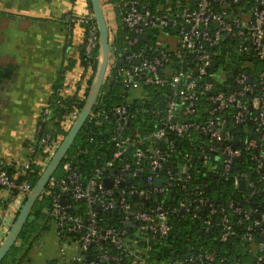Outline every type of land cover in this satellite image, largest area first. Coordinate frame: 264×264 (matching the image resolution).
I'll return each mask as SVG.
<instances>
[{
  "label": "built area",
  "instance_id": "built-area-1",
  "mask_svg": "<svg viewBox=\"0 0 264 264\" xmlns=\"http://www.w3.org/2000/svg\"><path fill=\"white\" fill-rule=\"evenodd\" d=\"M177 4L152 9L142 0L118 2L132 35L122 49H112L105 85L114 78L125 89L152 86L163 99L162 107L157 102L151 106L150 112L159 119L146 133L133 124L137 114L130 104H119L110 113L92 110L86 123L100 124L102 116L114 119L112 159L94 168L88 178L78 171L74 156L63 160V174L54 175L45 192L50 200L48 220L66 264H152L151 242L163 243L169 236L173 213L198 220L220 242L238 236L243 253L224 255L220 263L264 264V70L253 65L264 61V0ZM67 19L71 28L78 26L83 34L85 66H80L71 87L85 97L94 73L99 28L92 11ZM143 33L148 34L147 41L140 39ZM64 92L65 87L58 89L61 98L69 97ZM80 112L76 107L64 116L67 129ZM49 113L50 108L38 132ZM184 138L198 142L197 153L183 154V163L173 170L167 164ZM37 142L46 153L56 151L49 132ZM28 149L29 161L14 173L8 171L11 164L0 161V187L18 203L17 211L33 188L25 176L36 159L34 145ZM245 157L246 169L235 172V162ZM50 159L45 158L44 167ZM199 161L216 177L230 179L237 193L225 202L207 195L204 185L189 191V170L200 167ZM157 178L162 185H156ZM241 178L246 186L243 191L239 190ZM176 187L185 196L177 202L174 196L170 204ZM4 204L0 201V227ZM216 260V249L202 245L192 246L182 260L160 264H212Z\"/></svg>",
  "mask_w": 264,
  "mask_h": 264
},
{
  "label": "crops",
  "instance_id": "crops-1",
  "mask_svg": "<svg viewBox=\"0 0 264 264\" xmlns=\"http://www.w3.org/2000/svg\"><path fill=\"white\" fill-rule=\"evenodd\" d=\"M101 1L103 9L113 5L109 0ZM87 11H91L88 0H0V161L17 171L31 157L28 148L38 140L40 120L51 107L52 95L58 92L62 72L64 95L76 93L71 81L81 72L77 59L83 34L80 27L71 28L67 18ZM0 201L6 206L1 244L18 212V203L2 187ZM44 236L42 233L32 243L40 246ZM57 242L53 241V246Z\"/></svg>",
  "mask_w": 264,
  "mask_h": 264
},
{
  "label": "trees",
  "instance_id": "trees-1",
  "mask_svg": "<svg viewBox=\"0 0 264 264\" xmlns=\"http://www.w3.org/2000/svg\"><path fill=\"white\" fill-rule=\"evenodd\" d=\"M109 1L114 4H118L119 2V0ZM142 1L144 3H147V5L152 9L160 5L168 4L172 5L173 7L178 6L177 0ZM88 4L90 10L93 12L90 0H88ZM181 4L184 5L185 3L181 2ZM191 5H194V3ZM119 28L120 29L117 34V42L115 48L122 49L125 46V40L128 36H131L132 34L125 27L124 24L122 28ZM98 51L99 46L97 51H95L94 73L96 71L97 66ZM217 62L218 64H221L220 60H218ZM79 65L85 66L82 54L80 57ZM255 69L264 70V61H262V67L255 65ZM62 73L57 81V88H60V86H62ZM94 73L89 79L90 85L92 83ZM110 83L111 80L107 85L104 86V89L102 90L103 93L100 94L98 102L93 108V112H96L98 109H103L110 113L109 111L119 104H130L131 110L135 111L137 114L135 119L133 120V124L135 126H138L143 133L152 131L155 128L158 119L155 117L154 114L150 112L151 106L155 102H157L158 107H162L161 101L163 99L159 97L158 91L152 86H145L142 87L140 90L125 89L117 80L113 81L111 86ZM89 88L85 94V97L80 96L78 93H75L74 95H71L67 98H61L58 92L52 95V98L50 100V113L47 115L48 121L43 123V129L38 133V139L45 132L51 133L53 141H56L60 135L66 136L69 129H67L65 126L64 116L76 107L82 109ZM139 92L141 93V95H147L148 98L146 100H143V98L138 96ZM40 124H42L41 120ZM113 126L114 119L112 117H110V119H105L104 116L101 117L100 124H96L95 122L86 123L80 131L78 137L76 138L73 146L67 153L64 160H69L71 157L74 156L73 163L75 164V166H77L78 171L82 174L84 178L90 177L94 168L102 167L107 161L112 159V154L114 151V144L111 140ZM37 141L34 144V157H37L38 152L41 153V155H43L44 157L47 156L46 152L43 150L44 148L42 147L41 143ZM190 141L192 142V144L190 143ZM197 144L198 142L194 138L179 139L176 152L171 155L170 162L167 165H170L173 170H176L177 167L183 163V154L197 153ZM245 159L246 157L243 159V162L242 159L237 160L235 162V172L244 171V169H246V164H244ZM198 163L200 167H197V165H195L189 170V173L192 176V179L188 182L189 191H192L195 185H204V189L207 195H209L210 197H215L216 199L225 202L228 201L234 193H237V190H234L233 183L228 178H223L221 176L216 177L214 173H212L211 171H207V168L204 169V166L200 161ZM44 169L45 167H43L42 164H37L33 162L31 170L25 177L28 178L31 181V184L34 186ZM8 171L10 173H14L15 167L10 165L8 167ZM62 174L63 173H61V175ZM61 175H58L57 177H60ZM45 192L46 190L43 192L42 196H44V199L45 197L49 199ZM184 193L185 192L180 190V188H174V190L170 193L171 199L168 200V203L174 204L175 201L173 197H177V202V199H180L181 197L185 196ZM40 199H38V201L34 205L30 217L25 223L24 228L19 236L18 240H20L21 242L20 246H23L26 243L34 242V239L37 237L38 233H34V230L36 226H38L35 223V220L39 219L41 213L40 208L37 207V203L40 201ZM171 224L172 230L163 243H160L159 240H152L151 249L149 251L150 263L160 264L163 261L173 262L177 259L182 260L184 259L186 253L190 251V248L192 246H194V248H197L204 245L206 247L216 249L217 260L212 264H222L220 263V259L224 255H227L228 257H233L239 255V253H243L241 247H239L238 236L234 237L233 239H230L227 242H220L218 239H215L214 233H206L202 229V225L199 224L198 220L192 219L188 215L181 216L173 213L171 215ZM45 228H47V226L42 225V229ZM31 237H33V240H31ZM209 237H212V239L210 240ZM19 248L20 247L15 244L11 248V250L6 254L5 258L0 262V264H21L22 260H19L18 258ZM227 262L228 261L226 260L225 264H227ZM178 264L196 263L183 261Z\"/></svg>",
  "mask_w": 264,
  "mask_h": 264
},
{
  "label": "water",
  "instance_id": "water-1",
  "mask_svg": "<svg viewBox=\"0 0 264 264\" xmlns=\"http://www.w3.org/2000/svg\"><path fill=\"white\" fill-rule=\"evenodd\" d=\"M93 8V13L99 28L100 42H99V51L97 58V66L96 71L94 73V77L92 83L90 85L87 97L85 99V103L81 109V112L70 128L61 144L49 160L42 174L38 178L37 182L34 184L31 192L28 194L24 203L18 211L17 216L15 217L12 226L9 229L6 237L3 242L0 244V262L5 258L6 254L11 250V248L16 244L19 236L24 228L25 223L27 222L30 214L33 210L34 205L40 199L43 192L46 190L49 181L55 175L57 169L60 167L67 153L73 146L76 138L78 137L80 131L86 124L88 117L90 116L98 98L104 89L106 84V77L108 71V63L111 56L112 51V40L110 29L107 23V19L105 17V12L103 9V4L101 0H90ZM140 39L142 41L148 40V34L143 33L140 35ZM117 38L113 39V43H116ZM139 62V60L137 61ZM233 77V74L230 75ZM114 78L111 79V84L113 83ZM109 86V89H110ZM159 119V117H157ZM176 119H174L175 121ZM134 134L135 130H131ZM230 180V179H229ZM156 185H162V180L157 178L155 180ZM245 181L244 179H240L239 190H245ZM255 204V203H254ZM183 212V209L181 210ZM116 213V212H115ZM126 226H131V222H126ZM147 244V243H146ZM145 244V245H146Z\"/></svg>",
  "mask_w": 264,
  "mask_h": 264
},
{
  "label": "rangeland",
  "instance_id": "rangeland-1",
  "mask_svg": "<svg viewBox=\"0 0 264 264\" xmlns=\"http://www.w3.org/2000/svg\"><path fill=\"white\" fill-rule=\"evenodd\" d=\"M104 12H105V17L107 18V23L110 29V34H111V40H112V49L114 50L116 43H113V39L116 37L119 32V27H123V20L121 16V10L118 6V4H114L109 8V10L104 7ZM112 11V12H111ZM109 18V20H108ZM117 42V41H116ZM81 57V52L80 55L77 59V62L79 63ZM253 65H257L259 67H262V61L257 60L253 63ZM74 70L75 67H74ZM64 135H60L56 141H54V146L57 150L59 145L61 144L62 140L64 139ZM44 152V151H43ZM42 152V154H43ZM54 152H48L46 153L48 157H52ZM45 156V157H47ZM45 157L41 155V153L38 152L37 157L35 159V163H40L44 167V159ZM62 173V168L61 166L57 169L55 175H61ZM234 187V186H233ZM40 201L37 203V207L40 208L41 213L39 219L35 220V223L38 225L36 226L34 233L37 231H41L42 225L47 226V228L43 229L45 236L43 238L44 243H42L40 246H38L35 243H26L23 246L21 245L20 240H17L16 244L20 247L19 248V253H18V258L19 260H22V264H57V262H60V264H64V257L61 255L60 250H59V241L57 242V236L54 232V225L52 222L48 220V209H49V204L50 200L44 196L40 197ZM31 240H33V237H31ZM29 240V241H31ZM42 241V240H40ZM53 241L57 242V246H53ZM251 260V259H250Z\"/></svg>",
  "mask_w": 264,
  "mask_h": 264
},
{
  "label": "flooded vegetation",
  "instance_id": "flooded-vegetation-1",
  "mask_svg": "<svg viewBox=\"0 0 264 264\" xmlns=\"http://www.w3.org/2000/svg\"><path fill=\"white\" fill-rule=\"evenodd\" d=\"M36 233H38V234H37V237L40 238V237H42V233H44V231L41 230V231H37ZM37 237H36V239H37ZM39 241H40V240L38 239V242H39ZM35 244H37V243H35Z\"/></svg>",
  "mask_w": 264,
  "mask_h": 264
}]
</instances>
